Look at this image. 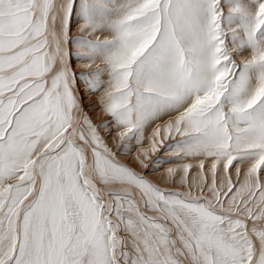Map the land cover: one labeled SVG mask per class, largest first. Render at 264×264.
<instances>
[{
  "label": "snow or ice",
  "instance_id": "1",
  "mask_svg": "<svg viewBox=\"0 0 264 264\" xmlns=\"http://www.w3.org/2000/svg\"><path fill=\"white\" fill-rule=\"evenodd\" d=\"M0 264H264V0H0Z\"/></svg>",
  "mask_w": 264,
  "mask_h": 264
},
{
  "label": "bare ground",
  "instance_id": "2",
  "mask_svg": "<svg viewBox=\"0 0 264 264\" xmlns=\"http://www.w3.org/2000/svg\"><path fill=\"white\" fill-rule=\"evenodd\" d=\"M71 34H72V36L78 35V30H77V27L75 25V21H73V28H72ZM105 35L106 34L97 33L95 36H88V38L93 39V40L99 38L100 40H103L105 38ZM70 48L73 52L76 51L75 45H71ZM87 63H89V62L88 61H74V68L76 71H78L80 69H82V70L87 69V70H85V72L86 71L92 72V71H95L97 66L103 67V65L100 63L99 60L96 62V65H93L92 68H85L84 66ZM97 95H102V93L101 94L99 93ZM84 99L85 100L83 101V103L85 105V111L91 115V117L95 123L99 124L101 120L109 119L107 116H105L103 114L99 103L96 102L98 100V98H84ZM93 108H95V111H93ZM153 127H155V125H153ZM151 130L152 129L149 128L145 134V141L143 144L144 148H147L149 146L148 145V138L150 137ZM103 133H104V130H103ZM102 135H104V134H102ZM108 142H109L110 146L113 147V149L115 150L116 144L118 142L117 132L115 129H113V131H112V136L108 137ZM169 142H171V144L174 143V141L165 140L164 141L165 147H162L161 150L158 151L157 153L152 154L151 159L146 161L147 163H151V161L155 160L157 157L161 158V162L158 163L157 165H155L154 169H152V170L144 171L143 169H141L136 164L135 156L140 151V149L136 146L135 141L132 142V152L126 156H124V155L120 156L121 162L128 164L129 166L135 168L138 172H141V174H144L146 176V178L159 183L162 187L163 186L173 187V185L166 179L167 169L176 168L183 163H192L193 165H195L196 162L194 160L181 161V160L174 159V149L167 147L168 145H171V144H168ZM169 154H170V157H169ZM163 161H171V162L165 163ZM194 175H195V167L190 172L189 179H192V177ZM232 176H233V180L235 181L236 176H235V169L234 168L232 170ZM241 179H242V177H241ZM175 188H176V190H183L180 188L179 184H176Z\"/></svg>",
  "mask_w": 264,
  "mask_h": 264
},
{
  "label": "rangeland",
  "instance_id": "3",
  "mask_svg": "<svg viewBox=\"0 0 264 264\" xmlns=\"http://www.w3.org/2000/svg\"><path fill=\"white\" fill-rule=\"evenodd\" d=\"M85 67V66H84ZM85 68H87V67H85ZM85 70H87V69H85ZM85 70H82V69H80V70H78L77 72L79 73V72H85ZM87 72V71H86ZM81 93L83 94V97L84 98H99V95H97V94H99V93H97V94H95V95H93V94H89V93H87L86 91H85V89H84V87H83V85H81ZM87 93V94H86ZM101 94V93H100ZM90 95V96H89ZM89 96V97H88ZM83 98V101L85 100ZM102 134H105V133H103V130H102ZM168 144H171V142H169ZM110 145V144H109ZM169 157H170V154H169Z\"/></svg>",
  "mask_w": 264,
  "mask_h": 264
}]
</instances>
